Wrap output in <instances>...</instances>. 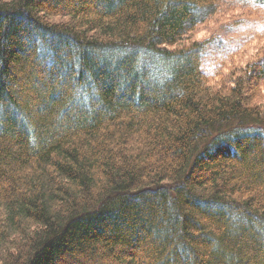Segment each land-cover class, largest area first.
<instances>
[{"label": "trees", "instance_id": "16d2710c", "mask_svg": "<svg viewBox=\"0 0 264 264\" xmlns=\"http://www.w3.org/2000/svg\"><path fill=\"white\" fill-rule=\"evenodd\" d=\"M218 1L0 0L1 264H264V55L186 39Z\"/></svg>", "mask_w": 264, "mask_h": 264}, {"label": "rangeland", "instance_id": "374dc122", "mask_svg": "<svg viewBox=\"0 0 264 264\" xmlns=\"http://www.w3.org/2000/svg\"><path fill=\"white\" fill-rule=\"evenodd\" d=\"M186 39L210 41L204 54L205 70L216 71L212 80L231 82L245 73L248 65L261 64L264 5L254 0H219L216 11ZM260 93L264 96V90Z\"/></svg>", "mask_w": 264, "mask_h": 264}]
</instances>
